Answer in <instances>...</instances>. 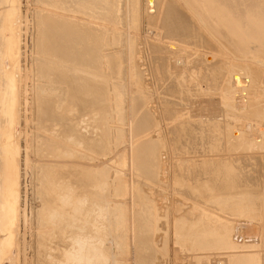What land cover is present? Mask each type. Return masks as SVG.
Wrapping results in <instances>:
<instances>
[{
    "label": "bare ground",
    "instance_id": "obj_1",
    "mask_svg": "<svg viewBox=\"0 0 264 264\" xmlns=\"http://www.w3.org/2000/svg\"><path fill=\"white\" fill-rule=\"evenodd\" d=\"M22 1L0 0V264H22L23 217L26 216H23L24 160L27 154L22 146L25 135L21 128L26 70L22 69L21 62L22 35L26 33ZM37 1L46 6L50 0ZM161 1H76L73 7L89 16L87 23L75 15L71 18L60 16L49 8L32 17V52L45 58L31 67L37 83L35 88L40 91L36 90L34 100L33 119L39 132L34 147L41 161L54 162L46 169L36 166L33 174L40 200L39 224L50 230L40 234L39 264H130L127 259L123 260L128 253L129 235L125 228L126 215L118 201L124 184L120 176L125 173L123 168L122 172L118 169L124 166L127 148L124 145L130 141L129 187L132 188V202L137 205L134 223L130 219L134 224L131 235L134 237L133 264H169L170 218L180 216L190 204L171 195L170 153L153 83V75L158 85L163 83V77L157 62L150 67L142 38L145 15L153 14L155 7L158 14ZM180 1L234 60L264 68V0ZM169 4L166 0L163 3L165 12L160 7L162 13L160 10L156 21L150 19L149 23L157 22L155 33L175 40V49L183 48L182 52L191 54L192 50L184 45L195 35L196 42L201 36L197 35L185 13ZM168 7L171 9L167 10ZM94 14L101 20L96 21ZM165 44L158 46L171 48ZM159 58L160 62L164 60L162 56ZM187 59L188 66L200 64L202 67L204 63L203 68L208 69H203L206 79L221 74L218 63L207 66L203 60L197 61L195 54ZM231 68L239 69L237 66ZM259 73L249 69L245 75L250 81H256ZM248 77L236 73L232 76L231 85L237 90L234 105L237 110L247 108L241 87L248 85ZM173 84L169 86L171 95L179 90ZM230 126L225 135L228 143L224 141L229 144L228 151L247 149V134L240 132L233 136ZM240 128L259 140L258 131L264 130V121L261 126H254L243 120ZM43 133L61 139L64 145L47 143L48 137ZM194 139L198 141L197 137ZM222 144L220 140L219 148L212 151L219 154L224 149ZM116 152L122 162L119 160L117 165L101 163ZM214 157V160L207 159L203 166H190L187 170L188 180L202 182L196 185L202 197L208 196L207 200L218 206L226 201L228 206L242 203L241 199L258 192L259 161L256 162L259 174H252L249 176L251 184H244V180L239 182L237 174L234 176L232 169L233 166L239 168V161L253 163L250 157ZM226 157L228 161L223 159ZM260 234L261 227L253 222L234 224V240L257 242ZM213 238L208 235V241Z\"/></svg>",
    "mask_w": 264,
    "mask_h": 264
},
{
    "label": "rangeland",
    "instance_id": "obj_2",
    "mask_svg": "<svg viewBox=\"0 0 264 264\" xmlns=\"http://www.w3.org/2000/svg\"><path fill=\"white\" fill-rule=\"evenodd\" d=\"M76 1L79 0H50L46 6L37 0L22 1L23 15H26V33H24V37L22 35V38H24V44H26L24 47L22 42L21 62L22 69L26 68V70H24V89L22 85V90H24V96L22 95L24 100L22 101L25 103V109L24 115H22L21 128L25 135H22V146H25L26 155L28 156L26 157L25 155L24 160L26 172L24 189L26 194L24 193L25 200L23 204V216L25 214L26 216L23 217L22 264H39L37 252L39 250L38 241L40 239V234L50 231L39 224L40 221L38 212L40 209V200L36 195L33 174L36 172V166L46 169L54 163L53 161L49 162L47 160L41 161L39 159V154L34 147L37 141V135L39 134L33 119L34 100L36 99L35 94L39 90L38 88H35L37 83L35 82L36 79L34 80L31 74V67H33V64L42 61L45 58L40 55H35L32 52V17L36 12L39 13L42 9L49 8L60 16L67 18L76 16L79 20L81 19L80 21L86 23L89 22L90 20L88 15L80 13L73 7ZM165 1L166 0L161 1L162 6L160 7L162 10L164 9L163 3H165ZM167 2L170 3L169 5L171 7L182 10L188 17L189 21L193 24L197 35L199 37L201 36L196 42L197 39L195 35L193 39L186 42L187 45L185 44L184 46L192 50L193 53L191 54H195L197 61L203 60L207 66L215 63H218L221 66V74L217 75V78L216 75L215 78L211 76V79H209V77L206 79V76H204L206 72L204 70H208L203 68L204 63H202V67L200 64L198 66L189 64L190 66H188L189 61L187 58L192 55L190 53L186 54L185 50L182 52L183 48H178V50L175 49V45H177V43L174 44L175 40H171V38L162 34L155 33L154 30L157 28V22L155 24L149 23L150 19L156 21L155 17L161 10V8L158 7L157 10H159V12L157 14L154 3V13L145 15L142 38L145 41L150 67L152 68L153 62H157L163 77V83L158 85L153 75V83L155 86V94L158 101L160 116L162 117V128L166 136L170 153L171 195L172 197H179L185 203L190 204V207L180 216L170 218L168 244L169 264H219L218 261H224L225 264H264V130L258 131L259 140H256L249 132L240 128V122L243 120L254 126H261L262 121H264V68L251 62L234 60L206 32L195 15H193L180 0H167ZM171 7H168L167 10L171 9ZM164 10H166V7ZM164 10L163 12H165ZM145 11L146 7L144 8V12ZM94 16L95 17L93 18L96 21L101 20V17L98 14H94ZM159 17L157 20H159ZM154 26L156 27L155 29ZM198 36L197 38H199ZM157 40L160 43H166L164 46H169L171 48H159L158 45L160 43H158ZM154 41L158 44L154 45ZM169 42L172 43L170 44ZM205 43L208 44L205 45ZM155 47L158 48V50H156ZM25 48L26 50H24ZM24 51H26V53ZM160 56L164 57L162 62H160ZM176 61L182 62L177 63ZM224 62H227V65L229 66H227ZM171 65L175 66L172 67ZM232 66H237L239 69H233L231 68ZM189 67L190 69H188ZM247 68L255 70L257 73L260 72L257 75L256 81H250L249 77L245 75L246 70H249ZM228 69H230V71L232 70L231 74ZM238 70H241L240 73ZM235 73L246 76L249 79L248 85L241 87V96L245 98L247 103L246 109L237 110L234 106L236 102L237 90L236 87L231 85V79ZM221 75L224 76L221 77ZM172 83H174L173 85H176L179 90L175 94L172 92L171 95L169 86ZM228 125L232 126H230L232 128V135H238L240 132L247 134L249 137L247 149L228 151V147L226 146L229 144H225V142L228 143L227 137L225 136L228 133ZM185 127H189L190 129H186ZM43 134L48 137V139H45L47 143L59 146L64 145V142L61 139L52 137L46 133ZM195 137L198 138V141L194 139ZM220 140L223 142L222 148L224 149H222V151L224 152L222 153V151H219L220 153L218 154L216 153L218 151L214 152L212 150H217L219 148L218 142H220ZM131 143L132 142L130 141V144ZM130 144L126 143V145H124V147H127L125 148L126 154L124 166L121 165L119 167L120 169H118V172H122V168L125 171V173L120 176V179L124 184L123 193L120 197H118L120 198L118 201L120 200V208H122L126 215L125 228L128 229L127 233L129 235L127 239L128 253L124 256L125 259L123 257L122 258L124 261L127 259V263L133 264L134 237L132 236L134 230V217L137 215V205L132 202V188L129 187V184L131 186L129 179L130 174H128L129 167H131V162L129 163L131 160L129 156L131 154L128 153L130 152ZM27 146L30 147L28 148ZM79 153L81 152H78L77 154L80 155ZM117 153L119 152L112 153V157L109 160L102 159L101 163L105 164L107 162H111L112 164L117 165V162L120 160L116 157ZM217 155H240L250 157L251 162L253 163L244 164L239 161V168L233 166L234 169H232L234 176L237 174L238 177H235L239 178L238 180L239 182L241 180V183L243 182L242 180H244V184L245 182L246 184H251L249 176H252V174L253 176L259 174V169L256 165V162L259 161L261 163V182L258 185V192L256 191L257 195L254 194L249 198L241 199L244 200L242 203L234 202L228 206H226V201L225 203L223 201L225 205L222 204L221 201V205L218 206L219 204L217 205L216 202L207 200L208 196H206V198L202 197L196 188V185H199L202 182L199 183L190 179L188 180L187 170L190 166H203L207 162V159L212 158V160H214L216 158L214 156ZM223 159L228 161L227 157ZM127 191L129 193H127ZM248 199L250 201H247ZM132 205L134 206L133 208H131ZM130 216L133 218H130ZM130 219L133 220V223H131L132 220ZM237 221H249L258 224L261 227L259 241L248 242L244 239L234 240V224ZM208 235L213 236V240L208 241Z\"/></svg>",
    "mask_w": 264,
    "mask_h": 264
}]
</instances>
